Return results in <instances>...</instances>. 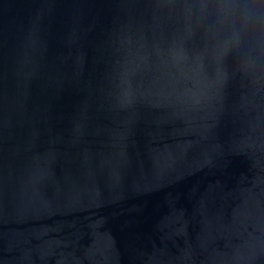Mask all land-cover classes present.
Listing matches in <instances>:
<instances>
[{
    "label": "water",
    "instance_id": "water-1",
    "mask_svg": "<svg viewBox=\"0 0 264 264\" xmlns=\"http://www.w3.org/2000/svg\"><path fill=\"white\" fill-rule=\"evenodd\" d=\"M0 264H264V0H0Z\"/></svg>",
    "mask_w": 264,
    "mask_h": 264
}]
</instances>
